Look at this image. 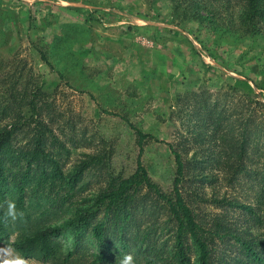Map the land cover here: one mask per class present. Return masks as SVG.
Here are the masks:
<instances>
[{"label":"rangeland","instance_id":"1","mask_svg":"<svg viewBox=\"0 0 264 264\" xmlns=\"http://www.w3.org/2000/svg\"><path fill=\"white\" fill-rule=\"evenodd\" d=\"M192 5L187 0H0V60L9 59L5 71L25 66V76L51 105L43 110L46 145L36 148L33 133L16 132L11 147L20 164L9 156L6 164L32 162L35 174L45 168L49 180L59 172L64 178L81 172L72 199L79 203L71 205L77 213V206L93 200L111 176H128L139 162L164 190H171L176 161L170 145L194 160H202L215 145L192 135L190 123L200 110L221 111L224 129L234 139L251 134L250 155H255L252 149L264 155V33L240 37L229 30L227 19L207 25ZM134 128L153 137L142 149ZM189 170L184 191L194 196L199 214L228 212V220L246 235L250 229L255 236L264 232L244 221L251 216L249 207L257 206L262 175H241L231 182L215 161ZM29 199L30 193L24 207L17 208L22 215L5 224L11 241L37 225L62 222L54 215L41 222L37 217L48 205L34 208ZM155 203L148 200L146 210L138 208L136 214L143 227L153 222L160 244L171 234L164 226L172 225ZM234 245V240L219 241L214 264L241 255ZM192 250L191 262L197 264ZM19 253L26 264H52Z\"/></svg>","mask_w":264,"mask_h":264},{"label":"trees","instance_id":"2","mask_svg":"<svg viewBox=\"0 0 264 264\" xmlns=\"http://www.w3.org/2000/svg\"><path fill=\"white\" fill-rule=\"evenodd\" d=\"M187 1L195 6L194 15L202 23L212 25L219 19H227L229 30L238 32L240 37L264 33V0ZM233 7L236 8V16H232ZM36 49L41 59L54 69L47 53L40 46H36ZM6 60L9 59L0 60V241L15 248L23 256H36L52 264H119V260L128 254L134 257L135 264H192L189 255L192 247L197 264H214L213 256L218 242L234 240V246L238 247L241 255L232 257L227 252H221L224 258L230 257L224 263L264 264V232L255 236L250 229L246 235L228 220V212L216 217L199 214L194 196L184 191V183L189 180L186 178L189 169L192 166L204 168L213 161L222 172L229 173L231 182L241 175H262L255 198L257 206L249 207L251 216L244 220L251 222V227L254 225L253 228L259 227L262 231L264 155L256 149H252L255 155H250L251 134L242 136V139L235 138V141L230 135L233 133L223 127L225 119L221 111L214 108L197 111L190 123L195 126L193 137L200 143L212 140L215 145L207 149L209 153L202 160L187 159L181 150L170 145L176 161V175L171 190H164L139 162L132 174L111 176L98 195L91 201H85L81 205L84 207L78 205V212L75 213L71 205L79 202L72 200L73 191L81 172H75L68 178L59 172V177L55 174L49 180L45 168L38 176L35 174L36 166L32 162H28L26 167H17L20 160L15 157V150L11 147L13 134L28 130L33 133L32 142H36V148L46 145L43 110H50L51 105L41 99V93L44 92L40 86L35 84L36 88H33L31 78L25 76V66L5 71L8 66ZM58 73L63 80V73ZM30 75H33L32 72ZM199 121L201 124H198ZM232 126L235 127V124L232 123ZM134 129L142 149L147 139L153 137ZM8 156L17 166L6 164ZM194 161L196 165H193ZM38 167L41 169L40 165ZM28 193L34 208L48 205L37 219L41 217V222H45L55 216L58 219L61 217L62 222L37 225L11 241L5 227L8 221L5 216L7 203L13 199L17 208L24 207ZM148 200L156 202L154 208L167 213L170 219L168 224L172 225L164 226L171 234L168 240L160 244L156 234L158 229L152 226L153 222L143 227L137 218V209L146 210ZM68 201L69 206L65 208ZM67 233H71L72 237L65 236ZM62 237L63 240L59 241Z\"/></svg>","mask_w":264,"mask_h":264},{"label":"clouds","instance_id":"3","mask_svg":"<svg viewBox=\"0 0 264 264\" xmlns=\"http://www.w3.org/2000/svg\"><path fill=\"white\" fill-rule=\"evenodd\" d=\"M20 215L22 213L17 210L15 202L9 201L5 216L11 221H16ZM0 264H26V262L15 248L5 245L0 246ZM119 264H135L134 257L131 254L125 255L119 260Z\"/></svg>","mask_w":264,"mask_h":264}]
</instances>
